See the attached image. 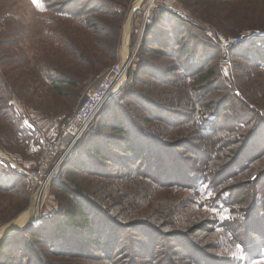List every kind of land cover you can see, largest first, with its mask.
Listing matches in <instances>:
<instances>
[{
	"label": "rangeland",
	"instance_id": "374dc122",
	"mask_svg": "<svg viewBox=\"0 0 264 264\" xmlns=\"http://www.w3.org/2000/svg\"><path fill=\"white\" fill-rule=\"evenodd\" d=\"M55 3H59L58 7ZM84 5L88 8L81 14L79 7ZM95 6L103 7V14L96 13ZM153 34L165 44L170 40L171 48L166 52H161L163 49L159 47L143 51V39L153 37ZM263 36L264 0H104L103 4L98 0H82L80 4L76 0H0V245L6 244L2 263L109 264L57 256L59 240L52 237L50 228L57 223L55 217L62 197L54 188V179L63 165L73 157L78 143L123 82L126 81L125 85L115 96L131 87L133 73L143 65L146 68L143 71L163 74L165 68L178 65L180 59L186 61V58L176 56L184 46L190 53L195 48L200 49L195 68L217 56L207 68H214L220 85L225 88L210 94L209 101L214 96H227L235 109L238 107L234 95L243 100L249 95L254 101L264 102V68L251 65L252 76L249 78L250 73H244L247 63L233 58L235 53L249 52L246 50L252 44L264 53L263 45L255 44ZM237 38H242L243 42L226 46L227 40ZM125 46L129 52L126 56L128 67L125 70L124 66L123 74L83 136L69 147L56 165L51 164L49 159L55 156L56 147L65 142L69 120L78 112L86 95L97 89L115 66L122 64ZM164 53L169 55L164 56ZM58 73L67 75L71 81L61 84L62 93L48 78ZM175 77L182 79L178 82L180 88L172 90L179 99L180 94L191 90L193 83L176 74ZM141 78L151 81L143 75ZM194 96L196 98L197 94ZM196 109L200 112L196 116L202 119L210 112L204 110L203 101L197 102ZM227 114L229 112H224V117ZM231 129L224 132H233ZM236 133L227 135L233 140L238 137L239 132ZM256 166L260 170L264 162ZM41 167L45 168L44 177L35 184L32 177L41 173ZM8 175L13 178L12 183L6 182ZM47 182L39 220L24 219L25 222L20 223L34 206L37 191ZM174 192V202L183 207L182 225L179 226L183 228L182 233L195 226L205 230L204 234H190L192 241L203 248L201 252L209 251L207 254L214 261L224 260L229 264H264V259L248 257L242 242L212 222L224 220L226 210L200 207L206 198L204 194L209 192L201 193L203 198L185 190ZM157 200V206L166 209L167 198L161 195ZM246 207L247 203L240 205L242 209ZM32 233L43 238H32ZM121 239L128 247L126 255L135 251L142 253L132 246L140 244L138 237L125 232ZM159 244L158 258L152 263L144 260L141 264H156L161 260L166 247L162 246L163 241ZM184 244L189 245L187 241ZM20 249L22 253L18 252ZM27 249L31 255L24 258ZM173 251L179 250L171 249L170 254ZM121 256L117 255L114 261L122 259ZM211 263L206 260L204 264Z\"/></svg>",
	"mask_w": 264,
	"mask_h": 264
},
{
	"label": "trees",
	"instance_id": "16d2710c",
	"mask_svg": "<svg viewBox=\"0 0 264 264\" xmlns=\"http://www.w3.org/2000/svg\"><path fill=\"white\" fill-rule=\"evenodd\" d=\"M86 8L79 7L81 14ZM93 8L103 14V7ZM152 36L143 39V51L159 47L166 52L171 48L170 40L165 44ZM263 38L255 42L256 46L263 45L262 50ZM255 48L252 44L246 50L249 52L233 54L235 60L247 63L244 73H250L249 78L251 65L264 68V53ZM199 52L198 48L190 53L188 47H182L176 56L186 61L180 59L163 74L143 71L144 65L137 69L131 87L108 102L78 143L73 157L63 165L54 179V188L62 197L57 223L50 228L52 237L59 240V258L109 264L152 263L163 241L166 252L156 264H204L206 260L229 264L214 261L209 251L201 252L203 248L192 241L190 234H204L203 227L182 233L183 207L174 202V191L185 190L202 198L201 193L209 192L200 207L227 211L224 220L212 222L242 242L248 257L264 259V166L260 170L256 166L264 162V102L254 101L249 95L245 100L234 95L235 109L227 96H214L209 101L210 94L225 87L220 85L214 68H207L216 55L194 67L199 63L195 60ZM175 74L193 83L179 99L172 90L180 88L182 79L173 78ZM142 75L151 81L142 80ZM48 78L61 93V84L71 83L70 77L61 73ZM202 101L204 110L210 111L203 119L196 116L200 114L197 102ZM224 112L229 114L224 117ZM228 127L233 136L239 132L238 137L231 140L224 132ZM6 180L13 182L11 175ZM161 195L168 201L164 210L157 206ZM244 203L247 207L240 208ZM125 232L140 239V244L132 246L142 253L126 255L128 247L121 239ZM31 236L43 238L37 233ZM5 246L4 242L0 245V264L6 255ZM171 249L179 251L170 254ZM121 254L122 259L114 261ZM30 255L29 249L23 253L24 258Z\"/></svg>",
	"mask_w": 264,
	"mask_h": 264
},
{
	"label": "built area",
	"instance_id": "2783aa9c",
	"mask_svg": "<svg viewBox=\"0 0 264 264\" xmlns=\"http://www.w3.org/2000/svg\"><path fill=\"white\" fill-rule=\"evenodd\" d=\"M241 42H243L242 38L227 40L226 46ZM123 68L124 67H121V65L115 66L111 72L103 78L98 88L86 95L78 112L69 120L67 124L68 128L65 136V142L56 147L55 156H53L52 159H49L51 164L53 162V164L55 163L56 165L69 147L71 148L86 132L87 128L102 108L105 100L109 97L116 80L123 74ZM44 170L45 168L41 167V173L32 177L33 183L37 184L38 179L44 177Z\"/></svg>",
	"mask_w": 264,
	"mask_h": 264
},
{
	"label": "bare ground",
	"instance_id": "6f19581e",
	"mask_svg": "<svg viewBox=\"0 0 264 264\" xmlns=\"http://www.w3.org/2000/svg\"><path fill=\"white\" fill-rule=\"evenodd\" d=\"M128 53L129 52L126 50V46H125V48L123 49V54L125 55V59L121 61L122 67L126 66V62H127L126 56L129 55ZM118 86H120V83L115 87V90L118 88ZM48 182L45 185H43L41 190L37 191L39 193H37V196H35L34 206L28 213H26L24 218H22V222L20 223H24L25 222L24 219H28L29 221L32 219L33 222L39 220V208L43 202L44 196L46 195V190L48 188Z\"/></svg>",
	"mask_w": 264,
	"mask_h": 264
},
{
	"label": "water",
	"instance_id": "95a60500",
	"mask_svg": "<svg viewBox=\"0 0 264 264\" xmlns=\"http://www.w3.org/2000/svg\"><path fill=\"white\" fill-rule=\"evenodd\" d=\"M129 65V64H128ZM128 65L124 68L126 70V68L128 67ZM126 82V81H125ZM125 82H123V85L121 86V88L119 89V91L123 88V86L125 85ZM118 91V92H119ZM118 92L114 93L109 99H111L112 97H114Z\"/></svg>",
	"mask_w": 264,
	"mask_h": 264
},
{
	"label": "snow or ice",
	"instance_id": "6c2138e0",
	"mask_svg": "<svg viewBox=\"0 0 264 264\" xmlns=\"http://www.w3.org/2000/svg\"><path fill=\"white\" fill-rule=\"evenodd\" d=\"M34 2H35V0H34Z\"/></svg>",
	"mask_w": 264,
	"mask_h": 264
}]
</instances>
